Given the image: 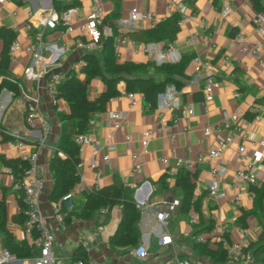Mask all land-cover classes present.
I'll list each match as a JSON object with an SVG mask.
<instances>
[{
	"label": "crops",
	"instance_id": "crops-1",
	"mask_svg": "<svg viewBox=\"0 0 264 264\" xmlns=\"http://www.w3.org/2000/svg\"><path fill=\"white\" fill-rule=\"evenodd\" d=\"M16 1L0 0V26L11 27L20 44L19 49L13 52L8 67L9 72L19 79L20 92L14 96L5 88L0 90V128L4 130V135L0 133V156L12 159L36 154V169L44 180L39 207L54 235L52 251L56 257L55 264H68L78 246H82L88 258L96 264H160L174 257L188 259L191 264H239L227 261L214 263L192 249V240L196 237L193 236V224L199 223L200 219L205 222L209 218L213 224L214 215L218 216L222 227H227L230 240L240 241L245 246L252 242L249 250L255 253L257 244L254 243L264 230V225L253 214L246 217L245 226L235 222L242 210H248L253 205L248 188L250 184L236 176V171L253 165L256 185H261L264 182V143L242 138L233 130L232 125L221 123L222 112L237 113L248 122L247 128L252 138L258 140L264 136V104H254V99L264 95V53L263 62L258 63L251 54L242 53L234 39L235 34L240 32L248 37V45L264 41V34L260 35L251 22L256 13L251 0H231L228 15L220 13L219 0H170L169 7L165 0H103V23L111 32L116 31L115 34L106 35L111 38L114 61L146 64L148 73L160 79L163 78V73L149 65L153 63L149 62L141 49L144 43L153 41L159 46L171 45L181 56L189 58L184 69L185 77L180 79L181 87L177 90L181 108L191 106L193 113L182 116L180 109L166 113L161 131L154 133L143 146L142 131L155 128L160 122L159 117L155 108L148 110L138 93H134L135 104L130 107L129 98L124 94V82L118 81L116 87L120 94L110 98L105 109L93 115L96 124L94 140L84 145L79 153L80 159L86 163L93 160L96 165L84 166V178L79 192L65 202L68 210L78 211L84 200V192L107 185L113 179L132 188V196L140 210L137 221L140 231L138 243L145 244L148 249L147 256L142 259L133 254L134 248H112L108 243L120 217L119 206L111 208L109 218L104 223H101L103 211H100L87 219L72 218L70 224L59 229L53 217L55 205L48 199L52 187L48 161L56 150L61 127L46 90V80L50 74L64 75L70 69H75L76 62L84 51L73 45V34L62 32L58 27L52 29L42 26L43 17L39 10H57L53 6L54 2L62 8L64 5L77 3L80 5V12L73 21L76 27L84 21L91 0ZM181 6L184 9L182 14L179 13ZM132 7L153 12L155 19L129 21L128 12ZM175 13H178L179 18L182 17V23L176 26L172 38L146 41L137 32L151 29ZM129 32L135 35L126 34ZM191 34L196 35L195 42L187 41ZM80 36L87 39V35ZM123 38L125 40L122 41ZM2 45L0 40V52ZM29 45L34 51L40 52V60H33V52L25 49ZM115 46L118 47V52L114 51ZM92 51L103 67L107 58L102 42ZM223 53H228L232 59L229 67L224 66L220 60ZM29 65H33L36 77L25 75L24 69ZM233 67H237L239 72H232ZM78 75L83 78L80 73ZM208 77H215L222 84L214 89L212 100L205 101L202 86ZM236 80L243 85V92H238ZM87 86L90 99L98 96L104 89L102 81L97 77L90 79ZM30 97L36 98L40 113L51 124L47 133L39 125L30 126L25 123V104ZM58 104L61 110H66V103L62 98ZM114 110L125 113L119 129L112 128L107 115ZM247 110L252 112L250 117L244 116ZM255 115L258 116L257 119H254ZM174 117L177 119L175 123L172 122ZM205 125H217L218 130L204 135ZM228 133L232 134V140L220 157L212 162L203 160L190 169L195 173L194 193L200 197L199 213L191 209L187 215L181 214V191L172 186L170 166L162 163L160 158L166 156L170 160L176 157L194 160L214 147ZM18 141L22 142L21 145L17 144ZM240 145L244 147L242 153L238 151ZM133 153L137 155L140 165L137 171L132 169ZM104 156H107L106 161L103 160ZM212 166L222 167L224 171L212 174ZM6 167L0 159V198L5 199L6 227L15 240H26L23 228L12 221V215L19 210V188L16 183L13 184V177ZM213 179L218 182L222 191L219 197H213L207 189L208 181ZM162 180L166 182V187L162 186ZM191 216L194 222H190ZM203 225L198 224L202 226V231L197 235L207 237L209 230H204ZM162 234L169 235L171 242L158 244L157 240ZM209 245L216 246L215 243ZM255 256L264 258V250H259Z\"/></svg>",
	"mask_w": 264,
	"mask_h": 264
},
{
	"label": "trees",
	"instance_id": "trees-1",
	"mask_svg": "<svg viewBox=\"0 0 264 264\" xmlns=\"http://www.w3.org/2000/svg\"><path fill=\"white\" fill-rule=\"evenodd\" d=\"M16 2H20L17 0ZM253 9L256 12L264 11V0H251ZM53 6L57 10H61L69 6L64 5L63 8L55 2ZM179 18L178 13L173 14L170 18H166L158 22L154 27L145 31H137L140 37L146 41L159 40L162 38H172L176 32V22ZM116 31L112 30V34ZM134 36L135 33H126ZM137 34V33H136ZM16 37V32L11 27L0 26V40L2 41V50L0 52V90L7 89L14 96L20 92L19 79L13 76L9 70V47L11 41ZM110 37L100 39L102 47L106 51V61L102 67L99 60L93 51H84L79 59L82 60V65L79 67V72L83 78L78 75L74 68L70 69L66 74L61 76V79L56 84V95L62 98L66 103V110H56L57 117L61 127V133L57 142L55 152L50 156L48 161V170L52 177V187L48 199L57 206L59 212L66 225L70 224L72 218L87 219L95 212L103 211L101 223H104L109 218V212L113 206H119L120 217L115 229L108 238V243L112 248H134L139 241L140 231L137 228V221L140 217V210L132 196V188L125 185L118 179L107 185L99 186L84 192V200L78 211L67 209L62 196L65 195L79 181V174L76 170V164L79 157V146L75 143L73 136L78 132L87 130L88 120L94 114L105 109L106 102L120 94L116 85L118 81L123 80L124 90L126 92L138 93L142 96L144 104L148 110H152L156 106L157 95L164 87L171 83L176 89H180V79L185 77L184 69L189 58L181 56L180 60L174 63H163L160 65L149 64L155 70L163 73V78L157 79L148 73L146 64H134L131 62L118 63L112 58V48L110 46ZM232 72L238 73L237 67L232 68ZM99 78L104 89L93 99L88 97L87 83L92 78ZM235 80V79H234ZM238 81V80H236ZM238 92H243L244 87L241 82H236ZM254 104H264V95L254 99ZM252 112L247 110L244 113L245 117H250ZM0 133L4 135V130L0 128ZM1 161L9 168V173L13 177V184L18 183L29 167V161L26 158L6 159L0 156ZM173 179V187L179 188L181 191V201L179 212L187 215L192 209L199 213V195H195V173L184 167L178 168L171 174ZM163 187H166V182L161 181ZM249 193L252 195L253 205L248 210H242L235 222L240 226H245V220L248 215H256L260 222L264 225V182L261 185L250 184ZM17 201L19 210L12 215V221L24 228V202L21 188L18 189ZM204 224L203 229L209 230L212 226V220L209 218L205 222L200 219L199 223L193 224V236H196L201 227L198 224ZM0 244L11 254L18 258L27 257L37 253V250L32 247L27 240H15L13 234L6 227V206L4 197L0 198ZM228 237V231L224 233ZM209 239L204 241L192 240V249L198 255L208 258L214 263H222L226 261L225 250L219 243L216 246L209 245ZM256 252L264 250V230L259 235ZM253 243L244 245L245 249H251ZM87 259V252L78 246L74 249L71 255V261L75 259ZM261 260L264 258H260ZM4 264V263H0Z\"/></svg>",
	"mask_w": 264,
	"mask_h": 264
},
{
	"label": "built area",
	"instance_id": "built-area-1",
	"mask_svg": "<svg viewBox=\"0 0 264 264\" xmlns=\"http://www.w3.org/2000/svg\"><path fill=\"white\" fill-rule=\"evenodd\" d=\"M167 1V6H170V0ZM220 8L219 11L222 15H228L231 11V0H219ZM184 11L183 7H179V13L182 14ZM39 12L42 15L41 24L44 27H49L52 29L59 28L60 31L65 33H70L74 35L73 45L83 51H92L96 45L100 42V39L103 36L111 35V29L106 27L103 23V13L104 6L103 0H91L90 7L88 12L85 14L84 21L80 22L76 27L73 25L74 19L80 12V5L77 3L71 4L61 11L54 9L44 10L40 9ZM129 21H134L136 19H149L154 20L155 15L153 12L144 9H138L137 7H132L128 12ZM252 24L254 25L256 31L262 35L264 34V11L256 12L252 19ZM182 23V17H180L176 24L180 25ZM80 35H87V39H83ZM234 39L238 42L240 46V51L242 53H249L257 59L258 63L263 62L262 53H264V41H255L248 45V37L242 33H236ZM125 38L122 39V41ZM187 41L195 42L196 35L191 34ZM206 43V41H205ZM19 41L14 38L9 47L10 58L14 51L19 49ZM27 51L33 52V60H40L42 55L38 51H34L32 47L26 46ZM147 55L149 62L160 65L163 63H174L180 60L181 54L171 45L159 46L156 42H146L141 47ZM114 51L118 52V47H114ZM222 64L226 67L232 65V59L228 53H223L220 57ZM82 60L79 59L76 62L75 71L79 72V67L82 65ZM25 75L27 77H36L37 74L33 71V65H29L24 69ZM60 74L53 73L50 74L46 80V90L48 96L54 105L56 110H61L58 104L59 99L56 95V84L61 79ZM222 82L215 77H208L203 83L202 89L204 92V100H212L214 89L220 87ZM124 94L129 98L128 105L132 107L135 104L134 93L124 92ZM181 110L182 116H189L193 113L191 106L186 108H181L180 102L178 100V90L176 87L169 83L167 84L162 91L157 95L155 111L159 117V124L155 128H146L142 131L141 136V145L145 146L149 139L153 137L154 133L161 131L165 121V114L172 112L174 110ZM25 123L30 126L39 125V127L47 133L50 130V122L40 113L38 109V104L36 98L30 97L25 104ZM108 118L111 122L112 128L119 129L122 125V122L125 118V113L123 111H109L107 113ZM258 116L255 115L254 119H257ZM176 118L172 119V122H176ZM221 123L226 126L232 125V128L237 132L242 138H250L253 142L257 141L259 143H264V136L258 140L252 138L249 135L247 124L239 114L237 113H227L226 111L222 112ZM95 117H91L87 123V130L85 132H78L73 136L75 143L81 148L91 143L94 140V130H95ZM218 130L217 125H205L203 127V134L209 135ZM126 138H129L128 134H125ZM232 134L228 133L219 139L216 145L205 153L198 155L194 160L176 157L170 160L166 156H162L161 162L169 165V173H174L178 168L184 167L186 169H193L196 163H200L203 160L212 162L216 158L220 157L223 153L225 147L231 142ZM22 142L18 141L17 144L21 145ZM244 147L240 145L238 151L242 153ZM133 161V171L139 170V163L137 161V155L132 154ZM36 154H31L29 157H26L29 161V167L24 171L20 181L16 183L18 188H21L23 191V202H24V235L28 243L37 250V253L31 256L18 258L15 255L11 254L5 248L0 247V263L4 264H55L56 257L52 251L54 245V235L50 227L46 224L44 216L42 215L39 207V195L41 188L43 186L44 180L41 175L38 174L35 164ZM103 160H107V156L103 157ZM85 165L89 167H94L96 165L95 161L89 160L87 163L79 159L76 164V170L79 174L78 183L72 187L65 195L62 196L63 200H68L70 197L76 195L81 186V181L84 178L83 168ZM6 170L9 171V168L6 167ZM224 169L222 167H211V173H221ZM236 176L244 179L249 184H256L255 178V167L253 165H247L243 168L237 169ZM207 189L213 197H219L222 195V191L219 189V184L216 180H210L207 183ZM54 222L57 228L63 229L66 224L62 215L57 212V206H55L54 212ZM214 223L208 231V236L204 237L202 235H196L195 240L204 241L209 239L208 243H219L221 247L225 250L226 261L229 263H239V264H264V259H255L249 249L244 248V244L240 241H232L224 235L227 232V227H222L218 222V216L214 215ZM190 222H194V218L190 217ZM171 238L167 234H162L159 236L157 243L166 244L170 243ZM133 254L142 259L145 258L148 254L147 246L143 243H138L134 249ZM68 264H96L92 259H75L70 261ZM160 264H191L188 259L174 257L169 261H164Z\"/></svg>",
	"mask_w": 264,
	"mask_h": 264
}]
</instances>
